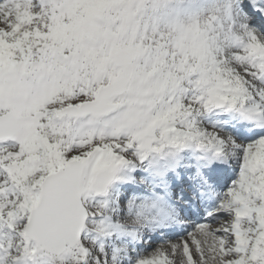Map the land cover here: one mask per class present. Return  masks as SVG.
<instances>
[{
	"label": "snow or ice",
	"instance_id": "snow-or-ice-1",
	"mask_svg": "<svg viewBox=\"0 0 264 264\" xmlns=\"http://www.w3.org/2000/svg\"><path fill=\"white\" fill-rule=\"evenodd\" d=\"M0 264H264V0H0Z\"/></svg>",
	"mask_w": 264,
	"mask_h": 264
}]
</instances>
